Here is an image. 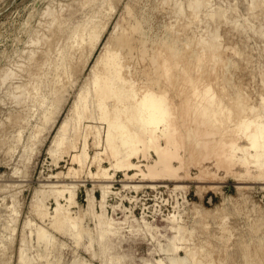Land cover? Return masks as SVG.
Returning a JSON list of instances; mask_svg holds the SVG:
<instances>
[{
    "label": "bare ground",
    "instance_id": "obj_1",
    "mask_svg": "<svg viewBox=\"0 0 264 264\" xmlns=\"http://www.w3.org/2000/svg\"><path fill=\"white\" fill-rule=\"evenodd\" d=\"M81 1H83L82 4L85 7V10L82 12L83 16L81 19L74 22L70 20L71 23L69 24H64L66 20L64 21V19L54 15L49 7H43L44 9H41L43 10L41 15L44 17L47 16V18H45L46 20L42 19L44 22L40 24L42 26V31L36 33L33 38L29 39L30 43H39L38 46L36 44V58L32 56L33 53L31 50L29 52V58H27V60L32 59L30 65L28 63L27 66H29L27 68H21L19 65L20 71L24 70V77H27L25 78L26 81L11 82L9 84V89H5L7 95L13 98L15 105H18L17 107L20 106V109L17 108L13 112L7 111L4 117L0 118V146L4 145L5 147L3 148H6L7 152H10V150L16 147L21 132L25 126L29 124L27 111L30 110V108H24V103H26L25 98L27 97L26 101H30L31 106L38 104L42 106L44 97H47L45 94L54 95L62 78H69L72 75L74 77L75 71H81L87 66L86 63H88L89 58L98 46L99 40H101V34L103 30L106 29L111 12L114 10L115 5L113 2L115 0ZM158 1L157 8L165 14L167 19V21L165 20L166 22L163 23L160 32L151 31L150 25L147 26L146 24L149 19L147 16L145 19V16L137 14L136 11L132 10L128 5L124 6L123 15L120 17L119 21L114 24L113 29L97 51L94 61L89 65L87 77L78 89L71 104L70 116L63 118L56 127L52 143L47 150L48 153L50 155L65 153L69 156L71 163L75 162L78 164L79 169H83L84 166H87V173L95 183L88 191L85 190L87 192L85 198L86 205L83 210V208L80 209L75 198L76 183H61V176L58 172L48 176L51 179H55H53L54 181L50 179V182L45 184L48 188V190L45 189L47 193L45 190L41 191L40 189L36 191L31 205L32 212L35 216L42 221L47 219V224H49L48 227L51 229L64 230L68 228L71 234L78 238L81 236L82 232H87V230L91 232L89 228L87 229V226L83 228V226L79 224L81 222H79V219H81L82 216L84 217V214L90 213L96 219L95 228L97 229L98 237L103 240L107 234H110L113 228L111 225L116 221H112V218L105 214L106 210L104 207L106 196L109 192L108 188L111 185L108 183L110 180L109 178H111L113 174L108 172V167L102 164L104 159L108 160L110 167L112 166V168H115L113 169L114 171H124L123 176L126 183L123 184V187L127 188H156L161 181H179L184 177H191L193 180L192 176H190L187 171V165L191 155V160L193 161L191 162L194 163V165L196 162H199L201 160H199V158L203 156V159L207 158V161L211 160L216 168L222 169L224 172L227 171L228 174L230 172L232 177L240 180H237L238 184L236 185L240 191L241 188L248 186L244 185L246 183L245 180H243V182L240 179L244 175H249L247 178L251 177L255 179L252 181H264V95H258L259 102L256 100L258 102L256 106L254 105L255 102L253 105H250L251 100H249L250 103L246 101V95L243 97H233L230 103L231 105H227L222 99L223 95H220L221 93L218 94L212 87V84L217 81L215 79L222 78L225 75L223 67L227 64L226 58L228 57L227 54L225 56V51L229 49L234 53H239L233 49L234 46L231 48L228 44L222 45L223 41H219V34L216 28L210 27V29H208L207 25L209 24L207 23L209 21L214 22L215 20L220 21L224 16V10L220 7H216V9L211 7V0H183L186 2L184 7L181 0ZM245 2L247 1L245 0ZM253 3V0H249L248 5L250 6H247V16L250 15L256 18V6L255 3ZM76 5H78V2ZM49 6L51 5L49 4ZM71 12H73V9H71ZM225 17L226 16H224V18ZM236 21H238V19L235 20V22ZM245 21H248V19ZM200 22L205 23L201 32L195 33L193 30L187 31L192 23ZM39 23L37 24L39 25ZM144 23L146 24L145 26L143 25ZM236 23L238 24L240 22ZM144 27H146V30ZM262 29H264V27ZM242 30H245V28ZM260 30L261 29L257 32L259 33ZM36 32H38V30H36ZM259 34L264 37V33L261 32ZM77 66L78 70H76ZM209 74H212L209 80L208 77L204 78V76ZM15 75L16 73L14 71L5 68L0 74V83H4L7 79L10 80L13 77H17ZM137 75L138 77L136 78L135 76ZM171 77L177 79L179 84L178 90H173L174 92L169 89V85L172 81L170 80ZM212 80L215 81L212 83ZM261 82L264 85V78ZM180 83H182V86H180ZM41 87L46 89H43L45 96L40 94ZM220 88H223V85ZM222 90V92H224V89ZM247 97L249 96L247 95ZM46 99H48V97ZM55 99L54 97L52 101L50 100L47 102L48 104H45L46 106L44 105L45 107L40 110V124H44L51 118L52 123L55 120V118L52 117L55 111L53 109V102H55ZM104 122L107 128H103L105 130L104 141L102 140L103 142H100L99 136L102 137L100 135V129L101 124ZM37 124L31 126V132H29L27 136L28 140L35 136L38 137L37 133L40 132L43 125L40 126ZM180 133L181 135L183 134L182 136L185 137V139V135H187V138L194 136V140L188 139V144L184 146L187 150L183 153L180 152L181 147H183L182 143L184 142ZM83 134L85 139V135L88 134H91L93 137L92 144L97 149H95L93 155L88 153L85 141L79 146L77 152L70 153V149L72 151V147L76 148L77 146L76 142L78 136H83ZM197 136L198 138H196ZM25 144L27 143L25 142ZM31 149L32 148H30V150ZM197 149L200 150L198 151ZM149 150L152 151L154 157L150 155L148 152ZM195 150L201 153H197ZM194 151L200 154V157L194 155V158L198 157L194 159ZM26 154L27 156L29 155L27 152ZM54 157L56 158L58 155ZM134 158L137 160L133 161L132 159ZM139 158L145 159L146 163H141V159ZM200 162L203 163V161ZM85 163L89 165H85ZM92 163L96 168L94 171L89 167ZM201 167L199 169L203 170ZM235 168H239L240 170H235ZM76 171L75 168L68 167L67 173L73 172L72 175H74ZM181 173H183V175ZM197 177H199V174ZM211 178L214 177L212 176ZM247 178L246 181L251 179ZM210 184L206 186V190H214L215 185ZM9 185L10 184H8V186ZM185 185L175 184L174 188H184ZM10 186H12V184ZM93 187H97L100 190V199L94 196ZM200 189L204 191L202 187H200ZM11 194L9 196L11 197V205H13L14 202ZM44 194L47 196L52 195L54 199L55 206L51 211H49L50 207L48 203L44 201L46 198ZM230 197L229 199H233ZM241 197H239L240 200L243 198ZM182 198L183 201H187L185 195H183ZM95 203H98L100 207L99 212L94 211ZM11 205L7 203L5 207L10 209V207H12ZM252 205L254 206V204ZM70 206L78 207L77 211L71 212L69 210ZM200 207L203 206L201 205ZM216 207L215 210L214 208L212 210H207V212H209L208 215L210 214L213 216L218 213L217 211H220V209L223 211L220 206ZM226 208L228 207L226 206ZM226 208L224 209L226 210ZM190 211L193 214V219L194 215L198 216L201 213L198 205L195 203L191 204ZM203 213L205 214V212ZM181 216L182 215L177 214L176 211V214L172 213L166 217L169 223L167 229L171 231L173 235L164 247H159V253L164 254L166 261L159 258L156 259L155 264H202L205 262L211 263L213 260L217 261V256L221 252L219 251V253L217 252L218 255H214V249L201 250V245L198 246L196 239L193 237L194 235L192 236L190 233L193 229H188L184 226ZM125 218L126 217H124L123 220H126ZM134 218L133 216V219ZM247 221H249V219ZM262 221H264V218ZM142 222L144 227H147V222L143 220ZM30 225L28 221L26 226L29 227ZM257 225L258 224L255 226ZM34 226V228L29 229V232L34 234L35 242H41L44 245L49 244L53 236L45 227L39 224H35ZM13 229L14 226H12L10 230ZM122 229L123 228H121V230ZM184 229L188 230L186 231ZM255 230L257 232L258 229ZM250 231L248 232L250 233ZM150 236L153 238V235L150 234ZM23 237L24 236H22L20 240V252L18 257L21 261L28 258L22 250L24 247L23 245H26L25 238ZM253 240L256 242L257 239ZM243 242H241L242 248H240L241 263L264 264V242L261 243L260 240L252 253L246 248ZM252 247H254V245ZM178 250H182L183 254L181 255ZM205 256L207 257V261L204 262ZM31 259L33 260L32 257ZM27 260L28 259H26V261ZM29 262L31 261L29 260ZM74 262L75 260H72L71 264ZM81 264L86 263H84L83 260ZM217 264L224 263L222 261Z\"/></svg>",
    "mask_w": 264,
    "mask_h": 264
},
{
    "label": "rangeland",
    "instance_id": "obj_2",
    "mask_svg": "<svg viewBox=\"0 0 264 264\" xmlns=\"http://www.w3.org/2000/svg\"><path fill=\"white\" fill-rule=\"evenodd\" d=\"M184 1L181 0L183 7L186 4V2ZM246 1L247 2H245V0L210 1L211 7L215 9L216 7H220L221 9H223V15L226 16L225 18L230 20L225 19L223 16L220 21H209L207 23L209 24L207 25L208 29H210L211 27L216 28V31L218 30L219 41H223L222 45L228 44V46H230L231 48H233L234 46L233 49L235 51L239 53L241 51V53L239 54L227 49V51H225V56L226 54L228 56L226 58L227 64L225 63L226 65L225 67H223L225 77L223 76L222 78L215 79L217 80V83H213V81L215 80L211 81L213 83L212 87L214 88V91H216L218 94L221 93L220 95H223L222 99L225 103H227V105H231L230 103L233 97H243L246 95V101L249 102V100H251V103L249 102L250 105H253V103L255 102L254 105L256 106L259 102L258 95H264V85L261 82V80L264 78V39H262L264 37L259 34L261 32L264 33V29H262L264 27V0H253L256 6V18L250 15L247 16V6L250 5H248L249 0ZM77 2L78 5H76ZM82 2L83 1L81 0H0V69L2 67L1 70L3 71L5 68H9L16 73L15 76L20 77H13L16 80L12 78L10 80L7 79L6 81H4V83H0V118H3L7 111L13 112L17 108L20 109V106L17 107L18 105H15L13 98L7 95V91H5V89H9V84L11 82L16 83L18 81H26L25 78L27 77H24V70L20 71V67L27 68L30 65L32 59L27 60V58H29L28 56L31 50V52L33 53L32 56L36 58L35 51L39 43H30L29 39L33 38L36 33H40V31H42V26L40 24L44 22L43 20H46L45 18H47V16L44 17L41 15V12L43 11L41 9L43 7H49L54 15H57L59 18L64 19V21L66 20L64 24H69L81 19V17L83 16L82 12L85 10V7L83 6ZM157 2L159 3L158 0H115L113 2L115 6L114 10L111 12L108 22L109 24L107 23L106 29L103 30V33L101 34V40H99L97 48L89 58L88 63H86L87 66H85L81 71H75L74 73L77 74H74V77L72 75L69 78H62L59 82V87L54 95L47 93L45 94L44 90L46 89L41 87V91L39 90L40 94H45L48 97V99H46L47 97L44 95L45 97L42 106H39V104L31 106L30 101H26L27 97L25 98L26 103H24V108H30V110L27 111L29 124H27L21 132L19 141L13 150L7 152L6 148H3L5 147L4 145L0 146V264H66L67 262V264H71L72 260H75L73 264H81L83 260L86 264H103V262L104 264H155L156 259L159 258H162L163 261H166L164 254L159 253V247H164L173 235V233L167 229L169 223L167 222L166 217L171 215L172 213L176 214V211L177 214L182 215L181 218H183L182 221L184 223V226L188 229H193L190 233L192 236L194 235L193 237L196 239L198 246L201 245V250L214 249V255H218L219 251L221 252L217 256V261L213 260V262L211 263L205 262L207 261L206 255L204 257L205 263L202 264H217L222 261L224 264H242L240 259V248H242L241 242L244 241L243 243L251 253L254 251L255 246H257L260 240L261 243L264 242V221H262L264 218V181H252L255 179L251 177H248L251 178L248 179L247 176L249 175L242 176L240 179L242 181L245 180L246 183L244 185L248 186H246L245 188H241V193L240 189L236 187V185L238 184L237 182L240 180L232 177L230 172L228 174L227 171L224 172V170L216 168L215 165L212 164L211 160L208 159L210 161L209 162L207 161V158L203 159V156V158L200 157V154H197L201 153L197 152L198 149L195 150L197 153L194 151L195 153L193 154V158L197 155L198 157H200L199 160L201 159L200 161H203V163L199 161L194 165V163H192L193 161L191 160V155L189 158L190 160L188 159L189 163L187 165V171L190 176H192L193 180L191 179V177H184L179 181H161L159 182V186H157L156 188L141 187L137 189L132 187H123V184L126 183V180H124L123 176L124 171H114L113 169L115 168H112V166L110 167L108 160L104 159L102 161V164L104 166H107L109 169L108 172L113 174V176L109 178L110 180L108 182L111 185L108 188L109 192L106 196V203L104 207L106 210L105 214L112 218V221L116 222L112 223L111 226L113 228L111 229L110 234H107L105 238H103V240L98 237L96 231L97 229L95 228L96 219L90 213L84 214V217L82 216L81 219H79V222L81 221L79 224L82 225L83 228H86L87 226V229L89 228L91 232H89L88 230L87 232H82L81 236L77 238L76 236H73L71 234V231L68 228H65L64 230L49 228L47 219L42 221L37 218V216H35V214L32 212L31 204L36 191H39V189L41 191L45 189L48 190V188L45 186V184L47 182H50L51 179L48 176L56 174L57 172L61 176V183L77 184L75 198L80 209L83 208L84 210L86 205V191H88L95 183L87 173L88 167L84 166L83 169H79L78 164L75 162L71 163L69 156L65 153H55V155H58V157L55 158V155H50L47 150L52 143V139L56 132L58 123L63 118L70 116L71 104L76 96L78 89L82 85L84 79L87 77L89 65L94 61V57L97 54V51L104 42L105 38L113 29L114 24L119 21L120 17L123 15L124 6L128 5L130 8H132V10H135L137 14L145 16V19L147 16V18L149 19L148 21L146 20V24L147 26L150 25L151 31L160 32L163 23H165L167 19L165 17V14L157 8ZM48 3L51 6H49ZM71 9H73V12H71ZM253 18L255 19V21ZM237 19L238 21L236 22H240L238 24L235 22V20ZM247 19L248 21H245ZM37 23H39V25ZM146 24L144 23L143 25L145 26ZM204 26V22L192 23L190 26L191 29L189 27L187 31L189 32V30H193L195 33H199L201 32V30H203ZM144 28L146 30V27ZM244 28L245 30H242ZM257 29H261L259 33L257 32ZM36 30H38V32H36ZM28 63L29 65L27 66ZM13 66L18 67L14 68ZM1 70L0 74L2 72ZM76 70H78V66ZM210 75L212 74L206 75L204 76V78L208 77L209 80L210 77H212ZM135 77L137 78L138 75ZM170 80L174 82L171 81L169 89L172 92L177 91V88L179 87L177 79L171 77ZM222 85L223 88H220L222 87ZM180 86H182V83H180ZM222 89H224V92H222ZM247 95L249 97H247ZM54 97L56 98L55 102H53V109L55 111L52 114V117H54L55 120L52 123L51 118L44 124H40V110L48 104L47 102H49L50 100L52 101ZM34 124L43 126L41 127L40 132L37 133L38 137L35 136L34 138H30L28 140L27 136L29 132H31V126ZM45 127L48 129H46ZM103 128H107L105 122L101 124L100 135L102 137L99 136L100 142L104 141L105 130ZM182 135L180 133V136L184 141L182 143L183 147L188 144V139L194 140V136L189 137L188 135L189 138H187V135H185L187 139L186 140ZM85 137L86 139L84 138V134L83 136H78L76 142L77 146L76 148L72 147L75 150L72 149L71 151L70 149V153L77 152L79 146L84 143L83 141H85L87 144L88 153L90 155H93L96 149L92 144L93 137L91 136V134L85 135ZM196 138H198V136ZM25 142L27 144H25ZM183 147H181L180 149L181 153L187 150L186 147H184L183 150ZM30 148L32 149L30 150ZM5 150L7 153L5 152ZM26 152L29 154L28 156ZM148 152L152 157H154L151 150H149ZM139 159H141V163H146L145 159ZM132 160L136 161L137 159L134 158ZM86 164L89 165L88 163H85V165ZM68 167L75 168L77 170L76 173L74 175H72L73 172H70L71 174L67 173ZM89 167L93 171L96 169L93 163ZM200 167L203 170H200ZM235 170L240 169L235 168ZM200 171L205 173H202ZM181 174L183 175V173ZM198 174L199 177H197ZM212 176L214 178H211ZM245 177L248 179L247 181ZM53 179H51V181H54ZM210 183L215 185L214 190H206V186ZM8 184H12V186H8ZM175 184L187 185H185L184 188L175 189ZM200 187H202L204 191H201L202 189H200ZM218 189L220 192L218 191ZM93 191L94 196L97 199H100V190L97 187H93ZM10 194L12 195V199L14 202H12L13 205H11V197L9 196ZM183 195H185V199L187 200L186 202L183 201ZM45 196L46 198L44 201L48 203V206L50 207L49 211H51L55 206L54 199L52 198V195ZM230 196L233 199H229ZM239 197H241L243 200H240ZM7 203L8 205L12 206L10 207V209L5 207ZM192 203L197 204L201 211L200 215H194V219L193 214L190 211ZM252 204H254V206ZM201 205L203 207H200ZM232 205H235L236 207ZM216 206H220L223 211H221L220 209V211H217L218 213L214 214L213 216H211L210 214L208 215L209 212H207V210H212L213 208L215 210V208H217ZM226 206L228 208H226ZM224 208H226V210ZM77 209L78 207L75 206L69 207V210L71 212H75L77 211ZM94 211H100L98 203L94 204ZM203 212H205V214ZM133 216L135 217L134 219ZM243 216L245 219L243 218ZM124 217H126V220H123ZM254 218L257 220H255ZM246 219H249V221H247ZM142 220L147 222V227H144ZM250 220L252 224L250 223ZM28 221L31 224L29 226L30 228L26 226V223ZM254 221L256 222V224H258L257 226H255L256 224ZM35 224H39L45 227L47 231L53 236V239L49 244L44 245L41 242H35L34 234H32V232H29V229L34 228ZM12 226H14V229L10 230ZM121 228L123 229L121 230ZM188 229L184 230L187 231ZM255 229H258L257 232ZM248 231H250V233ZM150 234L153 235V238L152 236H150ZM22 236H24L23 238H25L24 240L26 241H24L26 245H23L24 247L26 246V249L23 247L22 250L25 256L28 257L23 261L18 259L20 252V240ZM253 239H257L256 242ZM252 240L256 245L252 242ZM212 245L215 247H213ZM253 245L254 247H252ZM178 251L181 253V255L183 254L182 250ZM46 253L48 256L46 255ZM31 257L33 258V260L31 259ZM26 259L28 260L26 261ZM29 260L31 262H29Z\"/></svg>",
    "mask_w": 264,
    "mask_h": 264
}]
</instances>
